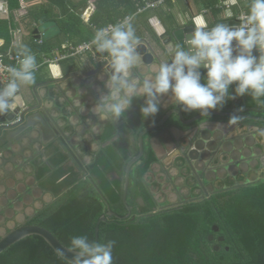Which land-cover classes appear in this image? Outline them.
I'll return each instance as SVG.
<instances>
[{
  "label": "trees",
  "instance_id": "16d2710c",
  "mask_svg": "<svg viewBox=\"0 0 264 264\" xmlns=\"http://www.w3.org/2000/svg\"><path fill=\"white\" fill-rule=\"evenodd\" d=\"M19 1H7L11 24L16 13L31 20L26 22L27 25L56 20L63 34L70 33V39L75 41L60 47L61 52L79 45L77 43L92 40L97 29L120 22L126 15H134L131 22L138 38L145 34L139 25L142 23L149 33L147 38L157 41L158 33L150 20L152 17L145 15L153 9L146 8L135 14L144 1L154 0H47L24 10L20 9ZM218 2L208 0L206 5H212L216 13L219 11L215 8ZM57 13L62 18L58 19ZM78 13H87L88 19L83 21ZM158 15L161 18V13ZM162 19L167 21L171 15L165 14ZM7 21L0 19V38L5 42L3 50L10 41ZM163 21L159 20L164 24ZM27 28L32 35L33 25ZM33 43L37 49L46 51L54 46L50 39L44 40L41 46ZM201 73L202 77L206 74ZM234 87L235 84L230 86V93L234 92ZM142 105L140 97L133 98L130 108L119 120L111 119L106 123L108 125L105 124L104 131L98 134L99 147L87 148L91 161L85 163L81 160L86 173L59 144L50 146L53 149L47 161L35 160L36 182L56 200L40 211L32 224L45 227L68 247L73 236L84 235L94 241L97 221L107 211L94 184L113 212L120 216L127 214L123 202L124 174L127 162L138 153L137 137L145 125L141 124L145 118L140 112ZM222 108L264 115V106L252 101L248 95L228 99ZM155 120L157 118L151 123ZM116 134L118 137L114 141L102 146ZM83 151L87 153L85 149ZM76 154L81 158V153ZM155 161L154 151L146 147L143 155L131 166L126 197L132 210L130 216L123 219L107 217L106 221L99 223L98 242L115 241L113 264H264V178L251 183L227 179L223 182L225 188L210 196L183 203L178 208L158 209L159 203L150 189L152 183L145 179ZM138 198L143 199V204L137 201ZM214 225L219 228L218 234L224 238L223 242L208 240V235L214 233ZM215 243L219 245L218 250L213 249ZM0 264L71 263L58 256L43 238L30 235L2 251Z\"/></svg>",
  "mask_w": 264,
  "mask_h": 264
},
{
  "label": "water",
  "instance_id": "95a60500",
  "mask_svg": "<svg viewBox=\"0 0 264 264\" xmlns=\"http://www.w3.org/2000/svg\"><path fill=\"white\" fill-rule=\"evenodd\" d=\"M225 13L226 12L223 11L213 12L210 21H206V18L202 16L209 27L217 23H227L230 27H235L241 23L239 16L233 15L231 18H227ZM195 19L196 18L190 17L188 20L187 18L181 20L182 22L179 21V23L170 30H166L163 28L162 24H158L157 28L159 30L156 29L158 37L155 42L147 38L139 39L138 52L142 57L143 67L139 69L138 73L134 74H143L145 70L151 68L152 65L158 66L161 63L170 61L171 57L167 52L169 45L187 47L184 44V40L185 37L191 35L194 31L195 26L193 21ZM37 30L42 32L44 39H50L60 33V27L54 20L42 22ZM37 30L34 31L35 34ZM233 44H235V41H233ZM234 54H236L235 51ZM260 54L258 49L253 50V55L257 58ZM99 56L107 55L99 53ZM109 60L110 58L101 61V63L90 72V75L102 72L103 77L107 79L108 73L111 71ZM200 71L206 72V69L201 68ZM68 72L69 75H66L64 77L65 79L73 75L70 71ZM51 84H56V80ZM68 84L72 85L70 81ZM34 94L37 103L33 104L20 93L24 99L22 106L5 116H0V139L1 137H5L4 142L5 144L8 143L6 145L7 147L10 142L14 141L19 136L24 137L29 133V139H33V137L38 138V135H40L41 142L37 148H40L41 145H49L48 147L55 144L61 145L63 149L71 155L72 159L77 162L83 173H86V170L75 156L76 153L81 151L80 147H76L82 143L86 144L87 142H91L94 137L97 136L94 133L95 130L90 128L91 120L88 118L89 115H96L92 109L90 112H87L84 108H82V110L81 107H79L78 111L75 110V103L67 100V111L72 115L71 120L68 121L65 119L64 121L54 124L52 119L54 117L53 113L51 111H47L46 113L42 112L39 99L40 96L36 93ZM60 112L61 110L59 113ZM173 114L178 117V122L182 124L183 127H178V125L175 124L171 126V128L167 127V129H163L160 144L169 153L172 150L176 151L173 159L174 161H162L163 159L160 158L158 162H154L151 165L150 170L145 175L146 181L152 183L150 189L155 195L157 203L163 201L159 199V194L161 192H166V189L169 190L172 186L177 189L181 186L175 184L173 179L175 176L173 174V168L177 170V174L182 180L185 177H190L193 184H196L200 189H204L205 187L212 189L214 182L217 180H219L217 182H224L227 179H233L237 176L246 177L255 171L259 165L264 168V154H262V152H264V146L263 149H261V147L254 149L252 145H249V139L245 140V137H240V134L234 132L233 129L231 130V127L237 123L232 124L229 123L228 120L225 121L226 118H240L264 122L263 116H243L237 112L209 110V114L203 117L200 114L190 119H185L181 107L172 108L168 110L161 119L145 127L138 134V153L131 157L125 167L123 188V202L127 208V214L125 216H120L110 209L103 194L93 183L92 179L88 177V180L94 184L95 190L107 207L106 214L99 217L95 226L94 241H98L99 223L106 221L107 217L110 218L115 216L119 219H123L130 216L132 212L131 206L128 205L126 201L130 169L144 153L143 137L150 130L165 125L167 119L171 118ZM211 115H215L217 120L212 121L206 119ZM16 117H19V120L10 124ZM227 124L229 126H226ZM172 128L184 132V134L178 137L174 135ZM262 132L264 133V130H262ZM117 137V134L114 135L104 142L102 146L105 147L109 145ZM259 137L260 134L258 138ZM98 146L99 144L94 142L90 143L89 147L93 150L97 149ZM1 156L0 154V159L2 160ZM3 156L6 158L5 155ZM1 166L2 164L0 163V167ZM154 168H156L155 171ZM5 170V166L0 170V253L27 236L38 235L44 239L58 256L71 263L75 253L71 251L68 246L60 242L57 237L45 227L27 223L35 215V211L42 210L43 203L50 201V194H42L43 189L36 185V179L33 176L25 179L21 175L19 176L18 173H6ZM262 178H264V176L255 179L254 176L251 175L248 178V182L242 181L241 183L256 182ZM137 201L143 204L142 198H138ZM173 207L178 208L181 206ZM170 208L172 207H166V209ZM212 230L213 232H218L219 228L214 225L212 226ZM208 240L212 242L213 234L208 235ZM217 241L223 242L224 238L218 236ZM213 249L218 250L219 245L214 244Z\"/></svg>",
  "mask_w": 264,
  "mask_h": 264
},
{
  "label": "clouds",
  "instance_id": "9594fccd",
  "mask_svg": "<svg viewBox=\"0 0 264 264\" xmlns=\"http://www.w3.org/2000/svg\"><path fill=\"white\" fill-rule=\"evenodd\" d=\"M231 3L235 5L236 0ZM225 15L233 16L230 8ZM240 21L235 27L227 23L209 27L202 15L197 17L194 31L185 37L187 47L169 45L170 61L148 68L143 74H134L143 67V60L130 17L97 29L92 44L98 53L110 58L111 71L105 81L107 91L92 111L101 120H119L133 98L144 97L140 112L147 118L159 111L160 96L169 92L174 105L186 112L199 111L202 117L209 110L222 108L228 99L244 95L264 106V0H250L247 14ZM254 49L261 53L258 58L253 55ZM17 55L18 67L9 69L10 80L0 88V116L22 106L20 87L32 84L36 78L38 65L31 49L20 43ZM201 68L206 69L203 77ZM233 84L234 92L230 93ZM114 244L111 240L101 243L84 235L73 236L69 248L75 256L71 264H113Z\"/></svg>",
  "mask_w": 264,
  "mask_h": 264
},
{
  "label": "crops",
  "instance_id": "0c3cea01",
  "mask_svg": "<svg viewBox=\"0 0 264 264\" xmlns=\"http://www.w3.org/2000/svg\"><path fill=\"white\" fill-rule=\"evenodd\" d=\"M27 1H28V4H27L26 9H29L31 6L35 4L47 2V0H27ZM206 1L208 0H170L168 3H164L162 6H160L162 8L160 7H157V9L151 8L153 10H150L145 15L152 17L150 20L151 22H153V21H159L160 19L162 21L163 20L165 21L166 19H162V18L165 17V14H168V16L170 14L171 19H167L165 23L163 21L164 24L161 23L163 28L165 29L171 28L172 26L175 27L177 23H179V21L185 20L186 18L188 20V18L190 17L197 18L201 15H203L206 18V21H210L211 14L214 12L213 11L214 7L212 5H206ZM225 1L230 2L229 3L230 6L227 8L224 7V5H221L223 4L221 2H225ZM249 3H250V0H236L235 5H233L231 3V0H219V2L215 5V8L223 12H226L230 8L233 15L236 16L238 14L237 16H240L241 14H247ZM218 5L220 7H218ZM19 7H20V1H19ZM53 9H55L54 6H53ZM157 10L158 12H156ZM159 13H161V18L158 15ZM23 17L24 15H18L16 13L14 16V19H15L14 23L11 24L10 10H9V17L5 18V16H0V19L8 20L7 21L8 22V32L10 29L18 28V27L23 30V35H22L23 44L27 45L31 49V51L35 54L37 63H39L43 59V55L54 57L57 54V52L65 53L70 47L67 49H64V51L62 52L60 50V47H62L63 45H68V43H70L71 40H72V43L75 42L73 39H70V33L67 32L63 34L61 26L57 23L60 27V33L62 36L60 37L55 36V38H57L58 41L56 43H52L54 45V46L51 45L53 46V48L48 51H46L43 48L37 49L36 47L38 46H35V44L33 43L32 41L33 37L28 31L29 29L27 28L28 26L33 25L35 22H32L29 25H27L26 22H29L31 20H28V18L25 19ZM56 17L60 19L62 18V15H60V13H57ZM79 18L83 19L81 16H79ZM50 20H54V19H50ZM83 21L85 20L83 19ZM173 21L175 22L173 23ZM41 23L37 24L38 27ZM139 25L140 27H142V30L144 31L145 34L138 39L147 38L149 33L145 31L144 24L139 23ZM155 27L156 29H158L157 28L158 25ZM44 40H49V39L43 38V41ZM77 44H80V43H77ZM39 45L41 46V44ZM98 56H99V53H98ZM101 60L102 59L99 57L97 58L93 57L92 54L89 52H84V53H79V54L68 55L65 58L61 59L59 62L54 63V64H42L36 70L35 81L30 85H22L20 87V93L28 101L32 102L33 104L37 103L34 93L39 95L42 112L46 113L47 111H51L54 115V117L52 118L54 124L64 121L65 119L69 121L71 120L72 115L67 111V108H68L67 100L69 102L75 103V110L78 111L79 107H81V109L84 108L87 112H90V110L94 108L100 96L103 95L107 91V88L105 87L106 78L103 77L102 72H98L96 74L90 75V72L93 71V69H95V67L101 63ZM91 65H94V66H91ZM153 66H156V65H152L151 67ZM68 71H70L71 74L73 75H71V77L68 76L67 79H65L64 77L66 75H69ZM54 80H56V84H51ZM69 81L72 83V85L68 84ZM140 98L142 100V103L144 104V97H140ZM159 104H160L159 111L154 116H149L141 120V124H145L142 129L157 122L159 119L162 118V116L165 115V113L168 110L172 108L181 107L178 105H174L172 103L170 92L168 94L160 96ZM60 110L61 112L59 113ZM213 110H217V111L228 110L229 112H233L230 109L225 110V108L224 109L217 108ZM183 113H184L185 119H190L192 117H195L201 114L199 111H191V112L183 111ZM252 115L260 116L257 113H253ZM208 117L206 118L207 120L208 119L212 121L217 120L215 115H211ZM88 118H90L91 120L90 128L95 130L94 133L97 136H95L96 140L94 137L93 140L91 139L92 140L91 142H87L86 144L80 143L81 145L76 147V148L80 147V150H81V151L79 150L80 151L79 153L82 154L81 158L77 157V154H75L76 158L79 160L80 163H81V160L85 163H88L91 161V157L89 155V152L87 151V148H90L89 147L90 143L97 142L98 144V141H97L98 136L101 134V132L104 131L105 126L108 125L106 123L112 119V118H109L107 120H101L98 118L97 115L96 116L89 115ZM155 118H157V120L151 123V120ZM227 120L229 123H231V119L226 118L225 121ZM233 120L236 122L238 121L237 124L234 125L238 127L240 126L245 127L246 125L254 126L255 124H257V122L264 123L262 121H256V120H250V119H244V120L233 119ZM178 121H179L178 117L175 114H173L171 118L167 119V122L165 123V125L152 129L144 135L143 137L144 148L149 147L154 151L155 156L157 157L156 162H158L160 158L163 159L162 161H168V162L173 161L176 151L172 150L170 153L166 151V149L161 146L160 139H161L163 129H167V127L171 128V126L175 124L178 125V127H183V125L180 124ZM147 122L149 123L146 124ZM226 126H229V125L227 124ZM172 129H173L174 135H177L178 137H181L184 134V132H180L177 129H174V128ZM4 139L5 137H1L0 139V154L2 155L1 156L2 160L0 159V163L2 164V166L0 167V170L3 169V167L5 166L6 173H9V172H11L12 174L18 173L19 176L21 175L25 179L30 178V176H33L35 178L34 176L35 160H40L41 162L47 161L49 157L51 156L50 151L53 149L52 147H48L49 145H44V146L41 145L40 148H37V146L39 147L40 142H41L40 135H38V138L33 137V139L32 138L29 139V133L28 135L24 137L19 136L14 141L10 142L9 146L7 147L6 145L8 143L5 144ZM83 149H85L87 153H84ZM3 155H5L6 158H4ZM73 161L79 167V165L74 159ZM81 165L83 166L82 163ZM155 170L156 168H154V171ZM173 174L175 175L173 179L174 180L177 179V182L182 183L183 180L181 177H179V175L177 174V170L175 168H173ZM42 194L43 195L50 194V196H53L52 193L44 189H43Z\"/></svg>",
  "mask_w": 264,
  "mask_h": 264
},
{
  "label": "built area",
  "instance_id": "2783aa9c",
  "mask_svg": "<svg viewBox=\"0 0 264 264\" xmlns=\"http://www.w3.org/2000/svg\"><path fill=\"white\" fill-rule=\"evenodd\" d=\"M143 1V0H142ZM166 0H154V1H144L143 6L139 7L138 10L135 12L139 13L142 10L146 8H157L162 6L165 3ZM224 5V7H229L230 2L225 1L221 2ZM28 4L27 0H20V9L24 10L26 9ZM218 7H220L218 5ZM86 15H80L85 21L88 19L87 13H84ZM246 14H241L239 18L242 20V18ZM0 16H5V18L9 17V7H8V2L6 0H0ZM131 18V21L134 17V15H126L123 19L120 21L124 20L125 18ZM155 26L159 24V21H153L152 22ZM111 25V24H110ZM34 31L38 29V25L36 23L33 24ZM33 31V42L37 44H42L43 42V36L42 32L37 30V33L35 34ZM10 34V41L5 50L2 49V47L5 45V42L3 39H0V88L5 86L9 80H10V72L9 69L13 66L18 67V55H17V45L22 43V35H23V30L21 28H12L9 30ZM84 52H89L92 54L93 57L101 58V61L109 59L108 56H98V52L96 51L95 45L92 44V40L83 42L77 46H72L70 47L65 53H58L54 57L46 56L43 55V59L37 63L38 67H40L42 64H54L59 62L61 59L65 58L68 55H73V54H79V53H84ZM19 120V117H16L13 121L10 122V124L16 122Z\"/></svg>",
  "mask_w": 264,
  "mask_h": 264
},
{
  "label": "flooded vegetation",
  "instance_id": "af4514ba",
  "mask_svg": "<svg viewBox=\"0 0 264 264\" xmlns=\"http://www.w3.org/2000/svg\"><path fill=\"white\" fill-rule=\"evenodd\" d=\"M260 116L264 117V115H260ZM238 120H240V119H238ZM234 122L236 123V121H233L231 123L235 124ZM232 129L234 132H236L242 136H244V134L247 133L245 135V140L249 139L250 140L249 145H252L254 149H257L258 147H261V149H263L264 133L262 132V130H264V123H261V122L258 123L257 122V124H255L254 126L246 125L245 127L233 126V127H231V130ZM259 134H260V137L258 138ZM262 154H264V152H262ZM252 173L246 177H238L237 176V177H234L233 179H236L235 181H237L238 183L239 182L241 183L242 181L248 182V178L251 175H253L255 179H259L260 176H264V168H262V166L259 165V167L256 168V170L253 171ZM183 180H184V181H182L183 184L177 182V179L174 180L176 185H181L180 187H178V189L175 188L174 186H172L171 190L169 189L170 191H168V189H167L166 192H163V193L161 192L159 194V196H160L159 199H162L163 201L161 203H159V205L157 206L158 209H166V207H173L178 202V200H179V203L183 204V203L195 200L197 198H203V196H210L211 194L216 193V192L223 190L225 188L224 187L225 184L222 183L223 181L217 182L219 180L214 182L212 189H209L208 187H205L204 189H200L198 186L194 187L195 184H193V181L190 180V177H185ZM36 185L40 186L37 182H36ZM172 194H175V195H172ZM173 199H175L176 202L170 203V202H172ZM55 200H56L55 196H51V199L49 202L43 203V208L40 211L45 210ZM40 211H35V215L27 223L32 224L31 222L39 216ZM212 234H213V240H212V242H213V241L217 240V237L219 236V234H218V232H214Z\"/></svg>",
  "mask_w": 264,
  "mask_h": 264
},
{
  "label": "rangeland",
  "instance_id": "374dc122",
  "mask_svg": "<svg viewBox=\"0 0 264 264\" xmlns=\"http://www.w3.org/2000/svg\"><path fill=\"white\" fill-rule=\"evenodd\" d=\"M237 15H238V14H237ZM237 15H236V16H237ZM31 32H32V30H31ZM56 36L60 37V36H62V35H61V33H59V34L56 35ZM57 41H58V39L55 38V37L50 38V42H51V43H56ZM87 41H88V40H87ZM225 110H226V109H225ZM226 111H228V110H226ZM238 114H242L243 116H252L251 113H238ZM239 119H240V118H239ZM241 120H244V119H241ZM250 120H252V119H250ZM233 121H234V120L231 119V122H233ZM236 123H237V122H236ZM238 124H239V123H238ZM235 127H238V126H235ZM246 134H247V133H246ZM246 134H244V136L240 135V137H245ZM249 135H250V134H249ZM249 135H248V136H249ZM156 161H157V160H156ZM156 161H155V162H156ZM173 161H174V160H173ZM153 163H154V162H153ZM153 163H152V164H153ZM171 166H172V165H171ZM196 186H197V185L195 184V187H196ZM203 197H204V196H203ZM205 197H207V196H205ZM197 199H200V198H197ZM174 202H176L175 199H173L172 202H170V203H174ZM177 203H178V204H177ZM177 203L175 204V206H180V205H182L181 203H179V200H178ZM215 244H216V243H215Z\"/></svg>",
  "mask_w": 264,
  "mask_h": 264
}]
</instances>
